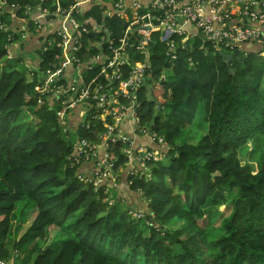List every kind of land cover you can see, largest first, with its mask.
<instances>
[{"label": "trees", "instance_id": "obj_1", "mask_svg": "<svg viewBox=\"0 0 264 264\" xmlns=\"http://www.w3.org/2000/svg\"><path fill=\"white\" fill-rule=\"evenodd\" d=\"M1 1L5 5L0 11V261L264 264V68L257 59L259 49L227 50L233 60L226 65L208 42L194 38L181 45V38L172 36L169 41L177 47L171 52L159 41L160 30L152 32L147 72L152 87L138 90L137 116L141 128L163 139L158 149L149 148L160 162L149 163L148 179L127 176L120 145L111 152L117 158L113 168L117 180L125 176V193L140 204L146 202L153 215L145 225L129 214L141 205L123 206L115 199L108 207L106 182L95 192L93 185L78 180L77 167L70 166L75 146L71 134L92 142L102 126L89 117L79 122L76 112L60 121L54 107L38 101L34 70L44 71L60 53L56 35L45 28L56 19L52 16L56 7L38 22L39 30L34 17L51 1ZM73 4L59 2L65 10ZM108 9L107 4H98L73 14L80 24H103L106 30L95 34L90 26L87 32L79 28L76 56L82 62L106 53V43L100 47L91 43L106 35L117 45L128 26L121 17L107 16ZM26 48L38 63L19 70L16 65L29 53ZM140 59L135 54L130 61ZM98 70L92 68L87 80ZM166 71L171 79L159 81ZM122 72L126 75L127 68ZM197 116L206 132L195 139L184 130ZM71 117L77 119L70 128ZM247 154L261 157L255 172L251 162L240 159ZM18 203L22 206L16 238L9 245L7 234ZM54 227L69 237L41 247Z\"/></svg>", "mask_w": 264, "mask_h": 264}, {"label": "built area", "instance_id": "obj_2", "mask_svg": "<svg viewBox=\"0 0 264 264\" xmlns=\"http://www.w3.org/2000/svg\"><path fill=\"white\" fill-rule=\"evenodd\" d=\"M43 1L51 3L48 7L40 8L34 17L35 24L41 30L38 22L50 14L51 7H56L52 14L56 19L50 20L46 26L48 33L56 35V47L60 53L54 56L44 71L37 69L43 75V78H37L38 101L54 107L60 121L64 122L65 118H70L76 112L79 122L85 123L89 117L102 126L95 134V141L74 137L75 146L69 162L77 170L84 163L92 165L89 171L78 173L77 178L82 183L93 185L95 192L103 184L102 181L108 183L105 190L108 207L115 204V199L120 200L111 192V188L118 183L117 175L113 172L117 158L111 153L116 144L120 145V155L126 161L124 168L127 176L138 174L148 179L149 163L160 162L156 151H149V148L158 149L163 139L141 128L137 116V92L152 84L151 75L147 74L150 70L152 32L160 30L159 41L167 44L171 52L177 44L169 40L177 36L181 38V45L198 38L202 43H210L215 51L227 54H231L227 50L252 43L258 46V55L264 57V33L260 29L264 26V0H153L144 6L138 1L127 6L125 0H73L74 4L68 10L59 6L60 0ZM98 4H107L109 9L105 14L123 18L128 26L117 45L107 40L106 35L101 36L97 43H91L93 47L106 43V53L99 52L82 62L76 56L79 28L87 32L90 26V31L95 34L106 33V30L103 24H80L73 14H81L83 7ZM4 5L0 0V11ZM141 10L144 12L141 13ZM135 54H139L141 59L130 61ZM170 57L171 60L175 59L173 54ZM92 68L99 70L87 80ZM122 68H127L126 75H123ZM163 80L162 75L159 81ZM125 125L127 131L123 128ZM87 129L90 130V127ZM138 141L142 143L138 144ZM129 214L134 220H144L146 225L153 220L144 201L141 208L131 209ZM0 264L6 262L0 261Z\"/></svg>", "mask_w": 264, "mask_h": 264}, {"label": "crops", "instance_id": "obj_3", "mask_svg": "<svg viewBox=\"0 0 264 264\" xmlns=\"http://www.w3.org/2000/svg\"><path fill=\"white\" fill-rule=\"evenodd\" d=\"M134 1H138V2H140L143 6L144 5H147V4H149V3H151L153 0H125V4L127 5V6H130L131 4H133L134 3ZM233 7L234 8H237V6H235V5H233ZM45 28H46V30H48L49 31V28L45 25ZM260 29L263 31V33H264V26H261L260 27ZM33 42H31V43H33L34 44V40H32ZM242 49L243 50H245V52H255L256 50H258L259 48H258V46H256V45H251V44H245V45H243L242 46ZM29 49L28 48H26V52L28 51ZM29 53H31L30 52V50L28 51ZM244 58V57H243ZM257 59H258V62H259V64H260V66L261 67H263L264 68V57H262V56H259L258 55V57H257ZM241 60H242V58H241ZM21 63H25L26 64V66H27V68L29 69H31V68H33L34 66H36L37 65V60H35V56H34V59L33 58H27L26 56H24V58L22 59V62ZM198 118H199V116H197ZM197 117L195 118V120L197 119ZM72 119H73V122L69 125V127L72 125V124H74V122L76 121V119L77 118H75V117H71ZM129 126V125H128ZM206 126H205V124H204V128H205ZM71 128V127H70ZM124 130H126L127 131V125H125L124 127ZM76 129V127H74V128H72L71 130L73 131V130H75ZM142 143V141H138V144H141ZM91 164L90 163H84V164H82L81 166H80V168H79V170H78V172L79 173H82V172H87V171H89L90 169H91ZM124 175H125V173H124ZM125 176H124V178H123V180H118V183H116V186L114 187V188H111V192L114 194V196H117V198H119L120 200H119V202L121 203V205H125V206H128V207H132V206H139V205H141V207L143 206V204H140V203H138L136 200H135V198H133V196L132 195H130V194H126L125 193V190H126V188H125ZM108 184V183H107ZM133 198V199H132ZM140 202H141V200H140ZM21 206H22V203H18L17 204V206H16V210H15V212L12 214V216H11V223H12V226H11V229H10V231L8 232V234H7V240H6V243H8L9 245H11L12 243H13V241L15 240V238H16V232H15V236L13 237V233H14V228H15V226H16V223H17V220H18V218H17V215H18V210L21 208ZM141 207H136V208H141ZM136 208H133V209H136ZM19 233V232H18ZM18 235V234H17ZM10 236H12V238L11 239H9V237ZM6 264H15V262L13 261V260H10V261H8V262H6Z\"/></svg>", "mask_w": 264, "mask_h": 264}, {"label": "rangeland", "instance_id": "obj_4", "mask_svg": "<svg viewBox=\"0 0 264 264\" xmlns=\"http://www.w3.org/2000/svg\"><path fill=\"white\" fill-rule=\"evenodd\" d=\"M23 24V23H22ZM27 58H33L34 59V55L32 53H26L25 55ZM135 61H139V60H135ZM17 68L19 70H24V69H28L25 63H17ZM37 74V78H43V75L37 71V69L34 70ZM164 76V81L167 80V78L171 79V72L170 71H166L163 73ZM72 78H75V73H73ZM152 87V84L148 87L149 89ZM206 126V125H205ZM185 132H187L188 134H190L191 138L194 137L195 139H198L200 137L203 136V134L206 132V127L204 128V122L202 121V119L199 117H197V119L194 121L193 125L189 126L188 129L184 130ZM71 137L74 139V133L71 134ZM180 142V141H179ZM195 143V142H193ZM242 160V162H251V166H254L255 169L257 170L260 166V162H261V157L257 154H247L244 157L240 158ZM161 162L164 164L166 163L165 159H162ZM252 169V168H251ZM31 208V206H28L26 208V210H29ZM220 210H223V207H220ZM33 217V215L30 213L29 217H28V222H30V219ZM219 217V214L216 216ZM143 222V221H141ZM144 224L146 225L145 221ZM220 231V228H219ZM49 237H48V241L45 243V245H42V243H40L41 247L44 246H50L52 242H56V241H60L63 239H67L69 236L66 232H60V229L58 227H54L50 230L49 233ZM15 236V232L13 233V237ZM12 236L9 237V239H11Z\"/></svg>", "mask_w": 264, "mask_h": 264}, {"label": "water", "instance_id": "obj_5", "mask_svg": "<svg viewBox=\"0 0 264 264\" xmlns=\"http://www.w3.org/2000/svg\"><path fill=\"white\" fill-rule=\"evenodd\" d=\"M147 30H150V27H147ZM217 54L221 57V59L225 62L226 65H230L231 61L233 60L232 54H227L222 51H218ZM230 73H233V70L230 69ZM251 166V165H250ZM253 172L256 171L254 166H251Z\"/></svg>", "mask_w": 264, "mask_h": 264}]
</instances>
